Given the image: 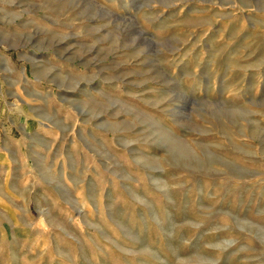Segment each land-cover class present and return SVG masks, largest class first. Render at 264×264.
Instances as JSON below:
<instances>
[{"label": "rangeland", "instance_id": "obj_1", "mask_svg": "<svg viewBox=\"0 0 264 264\" xmlns=\"http://www.w3.org/2000/svg\"><path fill=\"white\" fill-rule=\"evenodd\" d=\"M0 264H264V0H0Z\"/></svg>", "mask_w": 264, "mask_h": 264}]
</instances>
